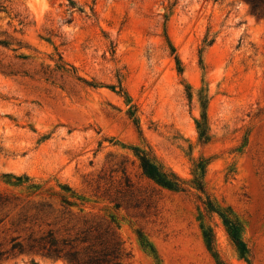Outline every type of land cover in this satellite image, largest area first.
<instances>
[{"label": "rangeland", "instance_id": "374dc122", "mask_svg": "<svg viewBox=\"0 0 264 264\" xmlns=\"http://www.w3.org/2000/svg\"><path fill=\"white\" fill-rule=\"evenodd\" d=\"M74 1L0 0V264H68L31 244L110 215L125 264H264V17Z\"/></svg>", "mask_w": 264, "mask_h": 264}, {"label": "trees", "instance_id": "16d2710c", "mask_svg": "<svg viewBox=\"0 0 264 264\" xmlns=\"http://www.w3.org/2000/svg\"><path fill=\"white\" fill-rule=\"evenodd\" d=\"M71 13L76 8V2L69 0ZM251 11L258 16L264 17V0H245ZM68 19L67 22H71ZM0 43H6L0 40ZM179 70L183 67L176 58ZM130 117H134L135 108L128 110ZM137 123V118H134ZM207 118L203 116V121L197 122L201 130V135L207 137ZM142 173L148 178L162 184L163 187L179 189L182 180L171 170L162 167L161 163L154 160L148 154L139 153ZM70 205L73 203L67 201ZM76 228L74 233L70 230ZM66 235L58 236L54 229L49 228L44 231L35 242L31 244L32 249H37L51 257L64 258L68 264H125L124 258L127 256L123 240L119 233V226L116 217L113 215L101 217L100 219L84 218L79 224H74ZM236 238V237H234ZM209 243L211 244L210 240Z\"/></svg>", "mask_w": 264, "mask_h": 264}]
</instances>
